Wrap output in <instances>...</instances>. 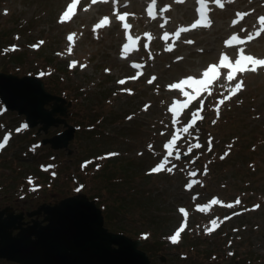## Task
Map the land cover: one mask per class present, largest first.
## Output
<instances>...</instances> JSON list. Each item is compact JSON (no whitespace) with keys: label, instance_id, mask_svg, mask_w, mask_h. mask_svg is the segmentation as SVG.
Instances as JSON below:
<instances>
[{"label":"rangeland","instance_id":"1","mask_svg":"<svg viewBox=\"0 0 264 264\" xmlns=\"http://www.w3.org/2000/svg\"><path fill=\"white\" fill-rule=\"evenodd\" d=\"M68 3L71 0H0V72L40 77L47 91L63 98L57 103L65 108V115H53L62 122L49 126L47 132L38 131L40 122L17 132L24 117L16 110L7 111L0 100V141L5 131L11 133L8 143L0 149V210L53 203L84 193L100 204L102 212L111 213L113 229L140 240L139 247L148 254L151 264H264V69L237 74V80L244 81V88L219 105V117L218 101L228 95L229 84L224 79L210 86L211 95L218 91V98L212 99L210 106L206 99L210 95L200 93L182 111L178 124L172 123L169 106L174 99L184 97L166 88L182 77L198 76L209 63L218 62L222 51L234 57L238 47H243L246 54L264 58V33L244 45L230 49L224 46L233 33L241 38L255 33L258 17L264 15V0H233L224 3L223 8L210 0V27L192 29L181 33L178 40L170 38L167 42L161 39L164 32L190 27L198 18L197 0H157L158 8L170 5V9L162 15L158 13L155 20L146 12L150 0H127L126 7L125 0L115 4L112 0L96 4L79 0L72 19L58 23ZM115 11L134 13L127 22L133 26L132 35L142 38L139 51L128 59L121 55L126 38L122 22L113 15ZM238 12L249 15L233 25ZM104 16L110 18V26L94 31L93 26ZM241 28L246 31L241 32ZM145 32L154 39L144 38ZM70 33L76 36L69 54ZM40 40L45 43L31 47ZM185 40L194 43L187 44ZM144 44L148 47L144 48ZM169 44L173 45L172 51L165 50ZM177 56L183 59L177 61ZM72 61L77 62L75 67H70ZM133 62L144 67L135 69ZM80 64L86 67L82 69ZM138 71L143 73L138 79H129L124 85L117 83ZM220 71L226 76V70ZM152 76L157 79L150 85L147 81ZM122 89H130L132 94ZM146 104L150 107L144 111ZM201 108L199 115L203 119L190 129L192 135L184 134L178 141L182 155L180 160H172L177 165L174 173L148 174L164 154L163 143L170 134ZM128 116L133 118L129 120ZM69 126L73 130L67 149L42 143V139L53 138L57 133L61 135L56 139L68 137ZM196 142L202 148L186 152L188 145ZM108 152L119 155L97 159ZM225 152L228 155L221 159ZM40 165L44 166L42 170ZM191 171H197V176L190 178L187 174ZM127 175L133 176L126 178ZM189 179L200 180L201 184L189 191L185 188ZM32 186L37 188L31 190ZM116 190L134 194L116 204L121 199ZM213 197L223 203L211 205L203 212L197 209V205L208 204ZM237 197L240 205L225 206ZM256 204L260 205L258 209L245 210ZM181 207L188 212L186 221L178 211ZM212 219L217 220L219 227L206 234V227H214L210 224ZM179 223H186V227L179 242L173 244L169 237ZM0 264L15 263L0 259Z\"/></svg>","mask_w":264,"mask_h":264},{"label":"water","instance_id":"2","mask_svg":"<svg viewBox=\"0 0 264 264\" xmlns=\"http://www.w3.org/2000/svg\"><path fill=\"white\" fill-rule=\"evenodd\" d=\"M0 99L9 109L25 115L30 127L40 122L38 131L47 132L49 126L62 122L53 116L56 113L65 115V108L57 103L63 98L47 91L35 76L0 72ZM72 130L69 126L70 134L63 140L56 139L60 133L44 138L43 143L66 147ZM41 213V220L33 219L23 227L21 213L0 210V258L18 264H151L148 254L139 247L140 240L109 230L101 209L84 194L66 196L53 205L44 203L28 215Z\"/></svg>","mask_w":264,"mask_h":264},{"label":"snow or ice","instance_id":"3","mask_svg":"<svg viewBox=\"0 0 264 264\" xmlns=\"http://www.w3.org/2000/svg\"><path fill=\"white\" fill-rule=\"evenodd\" d=\"M108 3L109 0H92L93 4L96 3ZM112 2L115 4L118 2V0H112ZM178 3H183L184 0H176ZM199 7L197 8V13H198V18L190 25V27H179L174 33H169V32H164L163 36L161 39L165 40L166 42L170 38H174L178 40L181 36V33L188 32L192 29H196L198 27H210L212 25V20L208 17V12L211 11L209 8V3L210 0H197ZM211 2H214L218 7L223 8L224 3H231L233 0H211ZM78 0H71V3L67 4L66 10H64L58 20V23H65L68 22L72 19V17L76 14L75 9L77 8ZM125 7L127 6V0H125ZM170 9V5H165L163 8H158L157 6V0H150V3H148L146 12L148 17L151 19L155 20L157 19V14H163L165 12H168ZM85 11L88 9L85 8ZM5 14H7V10H5ZM113 15L116 16V19L122 22V28L124 29L125 32V42L122 44V50H121V55L122 58L128 59L130 54L133 52H138L139 47H140V41H141V36L139 35H132L131 29H132V24L127 22V18L132 15L134 16V13H120L118 11H115ZM238 19L232 20L233 25L239 24L241 20L244 19V17L248 16V12H238L236 13ZM258 27L255 33L249 32L245 38H241V36L238 33H233L231 34L225 41H224V46L225 49H230L239 45H244L249 41H252L256 37H259L262 33H264V15L258 17ZM165 23H167V19H165ZM111 20L108 16L102 17L98 23H96L93 26V30L101 29L106 26H110ZM163 24L160 25L161 28H163ZM253 27H256L254 25ZM241 32L246 31V29L241 28ZM76 36L75 33H70L67 36V40L70 42L69 47H68V52L69 54L72 52V46L74 43V37ZM143 37L146 38L148 41H152L154 37L152 36L151 33L145 32L143 34ZM45 41L40 40L37 44L31 45L33 48H38L41 45H43ZM184 43L187 44H193L194 41L192 40H185ZM15 47V46H13ZM144 48H147L148 45L144 44ZM166 51H172L173 50V45L169 44L165 48ZM7 51V49L5 50ZM200 51H203L200 49ZM149 58H152L151 53H149ZM183 57L177 56L176 60L180 61L182 60ZM77 64L76 61H72L70 63V67H75ZM82 69L86 67L84 64L79 65ZM135 69H142L144 67L143 64L140 63H135L133 62L131 65ZM221 69L226 70V76L221 75ZM260 69H264V58H257L254 55L251 54H246L245 49L243 47H238L235 56H230L227 51H222L219 55L218 62H213L209 63L203 70L202 72L199 73L198 76H193V75H188L185 77L180 78L179 80L169 83L166 85V88L168 90H176L179 92L184 99L183 100H176L174 99L172 104L169 106V112L172 114V123L173 124H178L180 123V117L182 115V111L186 108L189 107V103L192 99H194L193 93H203L207 92L209 95H211V90L210 86H215L216 82H218L221 79H224L225 81L228 82L229 87L226 89L228 92V95H225L223 99H220L218 101V105L216 107L217 111V116L219 117V105H222L225 103V101L230 100L232 96L236 95L239 93L243 88H244V81L242 79L237 80V74H243V73H257ZM106 72H108V69H105ZM41 75H44V73H41ZM143 73L141 71H138L135 76L131 77H126L125 79L119 80L117 83L120 85H124L127 80H136L138 79ZM157 79L156 76H152L147 83L152 84L155 80ZM236 81L234 86H231L232 81ZM224 85H221L223 87ZM122 91H126L129 94L131 93L130 89H122ZM149 105L144 106V111H147ZM203 109L197 110V112H194L192 114L191 120L187 123L181 126L180 128L176 129L170 134V138L167 139L165 143H163V149L165 150L164 154L160 157L159 162L155 163L154 166L150 167L148 170V174H159L161 172H167L169 174L174 173V169L177 168V165L175 163H172V160H180L181 158V151L178 146V141L182 139V136L184 134L186 135H192L190 129L195 128L197 120H202L203 116L199 115V112L202 111ZM133 117L128 116L127 119L131 120ZM215 123V121H213ZM27 128V124L21 125L20 128L16 129L17 132L21 131L22 129ZM164 133H161L163 135ZM11 138V133H6L3 140L0 141V149H2L10 140ZM198 139V138H197ZM209 145H211V138L209 139ZM149 150L152 149V145H149ZM231 145H229V148ZM202 145L199 142L192 143L188 145V153H191L193 149H201ZM209 151H211V148L209 147ZM119 153L117 152H108L105 153L103 156L98 157L97 159L103 160L111 157H116L118 156ZM138 155H143V153H138ZM228 153L225 152L223 156H221V159H224L225 156H227ZM90 163V161H89ZM171 165V166H169ZM99 167V165H97ZM181 172L184 171V169H179ZM207 167L204 168V175H207ZM190 178L191 177H196L197 176V171H191L187 174ZM196 184H201L200 180L197 179H189V181L185 184V188L187 190H192L193 186ZM79 190V189H78ZM193 199L195 200L196 197L194 196ZM223 202L218 198V197H213L208 204L204 205H197V209L201 212L206 211L211 205H220ZM241 204V200L239 197L235 199L233 203H228L225 205L228 208H234L235 206H238ZM260 207L259 204L253 205L252 209H245L247 210H256ZM178 211L182 213L185 217V221L188 216V212L184 208H179ZM240 213H233V215H239ZM231 217H226V219H230ZM223 223V221H221ZM210 224L213 225L214 227H206L205 228V233L206 234H211L214 230L215 227H218L219 225L217 224L216 219H212L210 221ZM186 223H182L181 226L175 231L173 235L169 237V240L173 243L176 244L179 242V238L181 236V233L185 230ZM233 231H237L234 229ZM231 243V242H230ZM229 255H233V253L229 252Z\"/></svg>","mask_w":264,"mask_h":264},{"label":"flooded vegetation","instance_id":"4","mask_svg":"<svg viewBox=\"0 0 264 264\" xmlns=\"http://www.w3.org/2000/svg\"><path fill=\"white\" fill-rule=\"evenodd\" d=\"M64 198V197H63ZM62 199V198H61ZM60 200V199H59ZM58 200V201H59ZM57 201V202H58ZM55 204L56 202H53V203H47V202H42V203H38V204H30V205H27V206H24V205H20V206H15V207H12L11 209H8L7 211H14L15 213H18L17 215H19L20 213L22 214V218L20 219V221L22 222V226L23 227H26L30 224L33 223V219H37V220H41L42 217L44 216L43 213L41 214H35V215H32V216H29L28 213L29 212H33V211H38L39 210V207L40 205L42 204ZM42 212V211H41ZM225 264V263H223Z\"/></svg>","mask_w":264,"mask_h":264},{"label":"trees","instance_id":"5","mask_svg":"<svg viewBox=\"0 0 264 264\" xmlns=\"http://www.w3.org/2000/svg\"><path fill=\"white\" fill-rule=\"evenodd\" d=\"M14 58L18 59V56L15 55ZM216 97H218V91H217L216 93H214L213 95L209 96V104H208L207 106H210V102H211V100H212V99H215ZM203 159H204V158H201L200 160L203 161ZM132 176H133V175H127L126 178H128V177H132ZM126 178H125V179H126ZM116 179H117V178H116ZM116 179H115V180H116ZM128 180H129V179H127V181H128ZM114 184H118V182L115 181ZM115 187H116V186H115ZM116 194L121 196V199L118 200V201L116 202V204H118V203H120V202L123 201V197L128 196V194H134V193H131V192H128V193H127L126 190H116ZM97 205L100 206L99 203H97ZM103 214H104V218H105V225H106L109 229L113 230L114 232H117V229H113V227H111V225H110V223L112 222V221L110 220V219L112 218V217H111V213L109 214V212H104V211H103ZM114 217H115V216H114Z\"/></svg>","mask_w":264,"mask_h":264}]
</instances>
